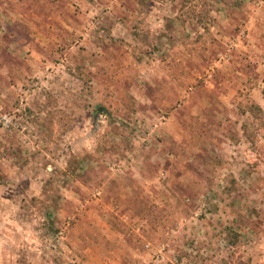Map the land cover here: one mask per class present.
<instances>
[{
	"label": "rangeland",
	"instance_id": "374dc122",
	"mask_svg": "<svg viewBox=\"0 0 264 264\" xmlns=\"http://www.w3.org/2000/svg\"><path fill=\"white\" fill-rule=\"evenodd\" d=\"M264 0H0V264H264Z\"/></svg>",
	"mask_w": 264,
	"mask_h": 264
},
{
	"label": "trees",
	"instance_id": "16d2710c",
	"mask_svg": "<svg viewBox=\"0 0 264 264\" xmlns=\"http://www.w3.org/2000/svg\"><path fill=\"white\" fill-rule=\"evenodd\" d=\"M251 110H252L253 112H257V113L264 114V110H263L262 107H261L259 104H257V103H255V104H253V105L251 106Z\"/></svg>",
	"mask_w": 264,
	"mask_h": 264
}]
</instances>
